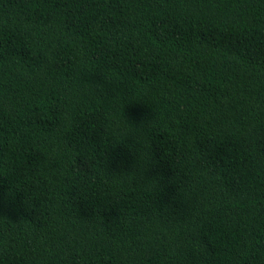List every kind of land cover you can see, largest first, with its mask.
<instances>
[{
  "label": "trees",
  "instance_id": "obj_1",
  "mask_svg": "<svg viewBox=\"0 0 264 264\" xmlns=\"http://www.w3.org/2000/svg\"><path fill=\"white\" fill-rule=\"evenodd\" d=\"M0 264H264V0H0Z\"/></svg>",
  "mask_w": 264,
  "mask_h": 264
}]
</instances>
